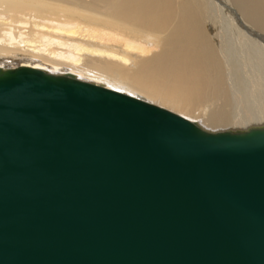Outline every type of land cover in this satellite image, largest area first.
Segmentation results:
<instances>
[{
	"label": "water",
	"instance_id": "water-1",
	"mask_svg": "<svg viewBox=\"0 0 264 264\" xmlns=\"http://www.w3.org/2000/svg\"><path fill=\"white\" fill-rule=\"evenodd\" d=\"M0 100V264H264V127L26 67Z\"/></svg>",
	"mask_w": 264,
	"mask_h": 264
},
{
	"label": "bare ground",
	"instance_id": "bare-ground-1",
	"mask_svg": "<svg viewBox=\"0 0 264 264\" xmlns=\"http://www.w3.org/2000/svg\"><path fill=\"white\" fill-rule=\"evenodd\" d=\"M224 1L0 0V69L72 75L212 132L264 127V0Z\"/></svg>",
	"mask_w": 264,
	"mask_h": 264
},
{
	"label": "snow or ice",
	"instance_id": "snow-or-ice-1",
	"mask_svg": "<svg viewBox=\"0 0 264 264\" xmlns=\"http://www.w3.org/2000/svg\"><path fill=\"white\" fill-rule=\"evenodd\" d=\"M12 103L21 105V107L18 110L24 113L23 106H26V105L32 103V101L29 100V99H24V98H14L12 100ZM2 105H4V102L2 100H0V106H2ZM21 123L23 124L24 121L22 120ZM30 130L32 132H37L38 131V129L35 127V122H32Z\"/></svg>",
	"mask_w": 264,
	"mask_h": 264
},
{
	"label": "rangeland",
	"instance_id": "rangeland-1",
	"mask_svg": "<svg viewBox=\"0 0 264 264\" xmlns=\"http://www.w3.org/2000/svg\"><path fill=\"white\" fill-rule=\"evenodd\" d=\"M216 3H218L220 9L225 13L227 11L225 1L224 0H214ZM225 6V7H224Z\"/></svg>",
	"mask_w": 264,
	"mask_h": 264
}]
</instances>
